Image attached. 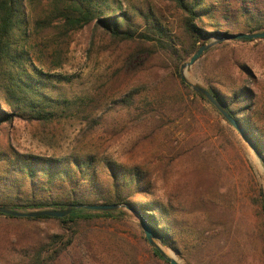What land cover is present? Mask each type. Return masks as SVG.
<instances>
[{
	"label": "trees",
	"instance_id": "16d2710c",
	"mask_svg": "<svg viewBox=\"0 0 264 264\" xmlns=\"http://www.w3.org/2000/svg\"><path fill=\"white\" fill-rule=\"evenodd\" d=\"M157 1L163 7L151 6L138 12L141 23L136 24L120 4L102 9L97 3L93 4V0H45L44 11L30 16L25 11L24 0H0V126L19 120L45 127L70 109H73L71 114L74 117L82 116L85 121L89 118L87 113L92 111L90 103L96 101L93 97L59 101L44 91L42 79L47 75L33 66L32 50L35 48L34 36L41 40L54 36L57 51L53 50L51 57L55 62L48 69L60 68L61 39L92 23L111 39L134 46L124 61L126 67L131 60H138V64L127 76L133 80H139L140 75L152 78L144 81L145 84L138 81L130 90L124 91L125 97L119 102L120 107L135 120L153 125L147 137L165 132L164 125L172 123L173 118L181 120L189 112V105L197 101L208 104L184 84L179 69L206 43L208 27H215L213 31L218 33L216 29L221 24L216 13H225L229 4H223L222 0ZM243 9L248 14L247 17L243 15L245 33L264 32V12L257 8L251 11L248 6ZM110 11L112 14H105ZM167 17L171 20H166ZM223 34L232 33L225 31ZM158 54H163L171 64L160 69L150 66ZM50 78L58 82L63 80L62 76H49L47 79ZM216 78L220 87L211 86L207 90L240 125L264 161L261 98L249 87L227 85L229 79L225 74ZM176 102V108L172 109ZM103 105L106 104L102 103L100 107ZM60 106L63 107L61 111ZM100 147L98 145L94 151L84 154L34 155L18 154L11 145L0 144V207L32 212L65 209L69 205H119L122 206L120 210L125 211L124 206L139 219H144L156 239L178 256L182 253L178 240L185 234L187 239L183 240V249L196 253L202 264H242V258L247 259L249 250L264 262L262 226L249 231L246 243L240 242L233 229L232 207L218 202L217 196L221 192L218 188L214 192L207 188L202 182L206 178L186 183L189 195L193 193V200L189 203L187 195L181 204L183 215L197 214L203 217L202 220L192 222L186 217L176 223L170 219L174 211L172 206L155 195L151 174L130 159L121 163L108 160L98 151ZM161 147L158 151L161 160L169 158L176 148L171 140ZM192 153L198 155L195 167L205 164L210 169L205 158L207 154L197 144L179 147L166 161L172 162ZM188 171L192 175L196 170ZM259 206L260 215L264 218V202ZM118 213L73 210L61 219L0 216L28 222L54 220L65 226V236L53 235L44 242L28 246L21 263L54 264L73 245L74 236L67 232H74L80 223H90L97 218L111 219ZM151 253L168 264L156 250L151 249Z\"/></svg>",
	"mask_w": 264,
	"mask_h": 264
},
{
	"label": "rangeland",
	"instance_id": "374dc122",
	"mask_svg": "<svg viewBox=\"0 0 264 264\" xmlns=\"http://www.w3.org/2000/svg\"><path fill=\"white\" fill-rule=\"evenodd\" d=\"M242 1L222 0L223 4H229V9L225 13H216L221 27H217V34L213 31L215 27H208L206 43L224 37L225 31L245 33L243 28L246 20L243 15L247 17L248 14L244 13V6H248L251 11L257 8L264 12V0ZM44 3L45 0H24L25 11L30 16L40 15L44 11ZM95 3L102 9L120 4L136 24L141 23L138 12L151 6L163 7L157 0H93ZM133 7L135 9H131ZM105 14H112V11ZM166 20L171 19L167 17ZM53 37L47 36V39L41 40L34 36L33 41L35 69L42 71L47 78H63L60 82L53 78L42 79L44 91L59 101L93 97L96 101L90 103L92 111L87 113L89 118L85 121L82 116L74 117L71 114L73 109H70L45 127L14 120L10 125L0 126V144L11 145L18 154L34 155L84 154L100 145L98 151L108 160L121 163L130 159L151 174L155 195L172 206L174 211L170 219L176 223L186 217L192 222L202 220L203 217L197 214L183 215L181 208L184 207L181 204L186 201L187 195L189 203L193 200V193L189 195L186 183L206 178L207 181L204 179L202 182L207 188L213 192L218 188L221 192L217 196L218 202L232 207L233 229L240 242L246 243L249 231L252 232L254 228L258 230L262 226L264 230V218L260 215L259 206L260 202H264L262 164L253 148L213 106L197 101L189 105V112L181 120L173 118L172 123H166L165 132L147 137L153 125L141 122L144 120H135L119 105L125 97L124 91L130 90L138 81L145 84L144 81L152 80L150 75H140L139 80L127 76L138 64L135 59L126 67L124 61L134 46L111 39L104 30L92 23L61 39L59 49L62 64L60 68L48 69L55 62L51 57L56 46ZM165 64L171 63L163 54H158L150 66L160 69ZM222 74L229 79L227 85H243L253 90L261 98L260 110L264 116V39L222 41L184 70L186 80L205 89L211 86L219 88L216 76ZM112 100L115 101L112 103ZM177 102L172 109L176 108ZM102 103L106 105L101 108ZM62 108L60 106V111ZM170 140L173 145L175 142L176 148L167 159H171L179 147L197 144L207 154L205 158L210 169L205 164L195 167L198 155L193 153L172 162L161 160L159 148ZM189 169L196 171L191 175ZM118 211L111 219L97 218L90 223H80L74 232H67L74 236L73 245L54 264H164L152 256V248L145 239L140 219L135 213L126 209L127 213ZM64 228L54 220L28 222L0 216V264H21L28 246L44 242L53 235L65 236ZM177 236L180 237L179 234ZM182 236L178 240L182 251L179 256L158 239L155 242L179 264H202L201 257L196 253L183 249V240L187 237L185 234ZM246 254L247 259L241 257L242 264H264L258 256H253L252 251Z\"/></svg>",
	"mask_w": 264,
	"mask_h": 264
},
{
	"label": "water",
	"instance_id": "95a60500",
	"mask_svg": "<svg viewBox=\"0 0 264 264\" xmlns=\"http://www.w3.org/2000/svg\"><path fill=\"white\" fill-rule=\"evenodd\" d=\"M264 39V32L259 33H239V34H225L224 37L218 38L217 40L207 42L201 45L196 52L191 56L188 62L181 65L179 69V75L181 80L187 85L194 93L198 96L205 99L213 108L218 112V114L234 129L238 132V134L249 144L253 150L256 152L258 159L260 160L262 167L264 169V161L257 153L255 147L248 139L240 125L230 116V114L225 110L224 106L205 88L190 83L184 77V70L190 66H192L207 50L212 48L213 46L221 43L225 40H257ZM122 206L119 205H69L65 209L59 210H42V211H32V212H19L16 210H11L8 208L0 207V214L5 216H11L14 218H57L61 219L71 214L73 210H85V211H93V212H116L120 210ZM127 210L126 207L123 206ZM140 225L143 230L144 236L148 244L152 249L156 250L159 256L166 261L168 264H179L175 259L167 257L164 252L160 249V247L155 242L156 237L152 230L149 228L144 219L140 218Z\"/></svg>",
	"mask_w": 264,
	"mask_h": 264
},
{
	"label": "bare ground",
	"instance_id": "6f19581e",
	"mask_svg": "<svg viewBox=\"0 0 264 264\" xmlns=\"http://www.w3.org/2000/svg\"><path fill=\"white\" fill-rule=\"evenodd\" d=\"M164 254H165V253H164ZM165 255H166V254H165ZM166 256H167V255H166ZM168 256H169V255H168ZM168 256H167V257H168ZM169 258H170V257H169ZM172 259H173V258H172Z\"/></svg>",
	"mask_w": 264,
	"mask_h": 264
}]
</instances>
